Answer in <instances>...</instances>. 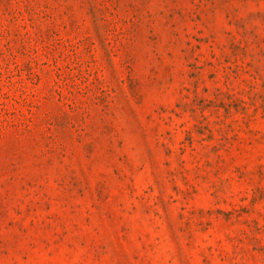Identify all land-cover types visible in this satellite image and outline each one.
Masks as SVG:
<instances>
[{
  "label": "rangeland",
  "instance_id": "374dc122",
  "mask_svg": "<svg viewBox=\"0 0 264 264\" xmlns=\"http://www.w3.org/2000/svg\"><path fill=\"white\" fill-rule=\"evenodd\" d=\"M0 264H264V0H0Z\"/></svg>",
  "mask_w": 264,
  "mask_h": 264
}]
</instances>
